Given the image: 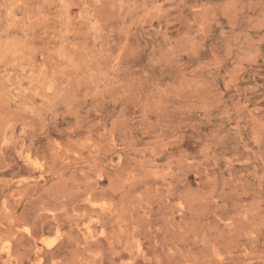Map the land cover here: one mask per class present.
Segmentation results:
<instances>
[{
  "label": "rangeland",
  "instance_id": "374dc122",
  "mask_svg": "<svg viewBox=\"0 0 264 264\" xmlns=\"http://www.w3.org/2000/svg\"><path fill=\"white\" fill-rule=\"evenodd\" d=\"M1 58L0 264H264V0H0Z\"/></svg>",
  "mask_w": 264,
  "mask_h": 264
},
{
  "label": "bare ground",
  "instance_id": "6f19581e",
  "mask_svg": "<svg viewBox=\"0 0 264 264\" xmlns=\"http://www.w3.org/2000/svg\"><path fill=\"white\" fill-rule=\"evenodd\" d=\"M2 56H3V55H2ZM1 60H2V58L0 59V61H1ZM3 60H4V59H3ZM37 81H39V80H37ZM37 81H36V82H37ZM52 84H53V83H52ZM51 97H52V96H51ZM53 97H54V96H53ZM50 100H51V99H50ZM48 102H49V101H48ZM50 102L53 103L52 101H50Z\"/></svg>",
  "mask_w": 264,
  "mask_h": 264
}]
</instances>
